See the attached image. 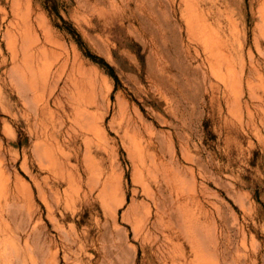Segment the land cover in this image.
Here are the masks:
<instances>
[{"label": "rangeland", "instance_id": "rangeland-1", "mask_svg": "<svg viewBox=\"0 0 264 264\" xmlns=\"http://www.w3.org/2000/svg\"><path fill=\"white\" fill-rule=\"evenodd\" d=\"M25 57L67 84L46 119ZM154 174L198 219L174 220L168 264L201 225L205 264H264V0H0V264H167Z\"/></svg>", "mask_w": 264, "mask_h": 264}, {"label": "bare ground", "instance_id": "bare-ground-1", "mask_svg": "<svg viewBox=\"0 0 264 264\" xmlns=\"http://www.w3.org/2000/svg\"><path fill=\"white\" fill-rule=\"evenodd\" d=\"M37 60H41V59L38 58ZM60 67H62V66H60ZM17 68H18V71L16 72L17 73L16 83L18 84L17 85L18 86L17 88H18L19 93L21 94V97L23 95V96H25V98L28 99V101L30 103V106H31V109L34 110V112H35V114H34L36 116L35 118L43 119L46 116V115L45 116H43V115L46 114V111L48 110L47 108L50 107V102H51V99L52 98H53V100L55 101L56 104L57 103L58 104L61 103V96H60L61 94L56 92L57 91V88L61 86V85L59 86V81H55L52 85H50L52 87H51V91H50L49 98H47L46 100H44V99L41 100V99L38 98V95H40V93L42 91L40 93H38V90L40 88L41 89H45L50 82L47 83V80H48L49 75H46L45 73H42V72L39 73V71H38V69H39V61L38 62L36 61V63H35L34 60H29L28 57H25V58H23L22 64H20ZM57 71H59V70H57ZM70 75H71V73H70ZM70 75H66V76L69 77ZM54 76H56V75H54ZM73 76L74 75H72L70 77L72 78ZM68 77H67V80H68ZM71 78L69 79V82H72V81H70ZM75 78H76V76H75ZM52 80H54V79H52ZM66 83H67V81H66ZM68 85H69V83H68ZM66 86H67V84L64 85L62 87V89L58 88V90H62V91L63 90H66L65 89V88H67ZM49 87H48V89H50ZM15 88H16V85H15ZM69 89L70 88L68 87V90ZM43 94H42V98H44L43 96L45 95V94L44 95ZM72 95H73V98L74 99H73L71 105H73L72 107H74V112H76L77 115H78V117H79L78 118L79 123L83 124L84 126L86 124H88V123L90 124V120L91 119L89 120V115H86L85 114L86 111H87V106H88V103L85 101V99L83 97V95H85V94L82 95V93L80 91H77L76 93H74ZM24 102H25V100H24ZM24 102H22V103L24 104ZM41 102L42 103L44 102V105ZM27 107H29V106H27ZM27 110H28V108H27ZM48 112H47V114H49ZM53 113H54V110H53ZM41 114H42L43 118L41 117ZM23 115H25V114H23ZM46 117L44 119H46ZM45 127H46V125H45ZM38 133H39V131H38ZM154 180L156 181L157 189H155V190L152 191L153 192L152 202H153V205L155 206L156 209H155V211L152 210V209L147 210V215L145 216V218H146L145 219V223L147 224L148 229H149L150 232L152 231V233H154V231H155L154 236H153V234H151L153 236L152 238L154 239L153 240V243L157 245V250L160 251V252L159 251H157V252H159L161 254V257L168 264L169 257H170L169 253L171 254V252L169 251L170 249L169 250H166L165 247L167 245H170V244H167L165 247L163 245L167 243L166 240H168V242H171V241H169V239H170V233H172V231L176 227L175 226V223H174V220L176 218H177V220H181V222H179V225H180V227H182L184 229V232H186V234H188L187 232H189L190 229H191V227H192V225H194V221L195 220L197 221L198 219H195L193 217L194 215L190 212V210H189V208L187 206L188 205V202H184L183 199H181L179 197L178 198H175V191H174L175 185L174 184H171V181L169 179L168 180L165 179V181H166V184H167L166 190L169 191V195L167 197L171 201L168 200L169 202H166L164 198H163V200L162 199H159V198H161L160 191H161V189H162V187H163L164 184L162 183L161 178L159 177V175H155L154 174ZM121 202H124V201H121ZM152 216H154L153 217L154 218L153 220H151ZM199 220H200V217H199ZM198 225H200V224L198 223L197 226ZM198 227L200 228V233L198 235L199 236V238H198V244H197L198 246L194 247L195 259H191V260H188L187 261V255L185 254L186 253L185 252V253H183L181 255V259L182 260L185 259V261H186V262L183 261L184 264H205V261L206 260H205V258H203L204 257L203 256V251H204L203 250L204 249L203 248V243H204V232L203 231H204V229H203V226L202 225H201V227L200 226H198ZM215 229H216V227H215ZM170 247H171V245H170ZM220 257H222V256H220ZM193 260H195V261H193Z\"/></svg>", "mask_w": 264, "mask_h": 264}]
</instances>
